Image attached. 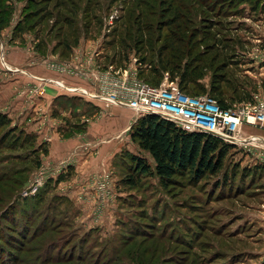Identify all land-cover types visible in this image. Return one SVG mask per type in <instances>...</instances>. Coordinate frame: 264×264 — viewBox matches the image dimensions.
<instances>
[{
    "label": "rangeland",
    "instance_id": "1",
    "mask_svg": "<svg viewBox=\"0 0 264 264\" xmlns=\"http://www.w3.org/2000/svg\"><path fill=\"white\" fill-rule=\"evenodd\" d=\"M257 1L0 0L7 10L0 16V264H264L260 126H243L249 140L225 141L217 173L183 171L162 182L131 137L133 112L114 108L112 119L99 121L108 111L87 104L74 90L80 84L64 78L72 76L47 67L73 59V48L89 40L100 65L136 69L151 85L180 83L190 66L200 76L185 83L189 91L212 94L220 81L229 106L264 99V0ZM181 3L186 17L173 24L185 12ZM168 41L180 61L175 74L157 56ZM49 90L59 91L45 107ZM119 120L129 123L109 143ZM70 252V263H45Z\"/></svg>",
    "mask_w": 264,
    "mask_h": 264
},
{
    "label": "built area",
    "instance_id": "2",
    "mask_svg": "<svg viewBox=\"0 0 264 264\" xmlns=\"http://www.w3.org/2000/svg\"><path fill=\"white\" fill-rule=\"evenodd\" d=\"M97 56L95 51H74L73 59L49 61L47 67L83 80L86 85L75 88L76 93L105 110L127 108L135 119L156 115L184 131L210 134L224 142L249 140L243 137V126L261 127L264 123V99L258 95L250 102L223 108L210 94L186 93L177 82L167 79L151 85L138 77L136 69L100 65Z\"/></svg>",
    "mask_w": 264,
    "mask_h": 264
},
{
    "label": "trees",
    "instance_id": "3",
    "mask_svg": "<svg viewBox=\"0 0 264 264\" xmlns=\"http://www.w3.org/2000/svg\"><path fill=\"white\" fill-rule=\"evenodd\" d=\"M250 1L251 0H233V3L242 4L243 2L249 3ZM258 4L259 0L256 2V6H258ZM181 5L185 4L181 3ZM181 5H179V8L182 9ZM196 5L199 6V4L197 3ZM186 9L187 5H185V12L182 13L181 16L178 14H175L173 16V24H175L178 20L184 19L186 17ZM6 11L7 10H5V8H1L0 16L6 14ZM7 14H9V12ZM177 27H180V24H178ZM142 28L143 27L141 26L137 29L138 38L140 37L138 35L140 29ZM145 30L151 32L149 26H146ZM141 38L143 39V37ZM174 38L175 35L173 34L171 39L174 41ZM142 39L140 40V43H143ZM132 41H134V39ZM173 41H168L167 44H164L162 47L160 46V51L157 52V56L159 57V63L163 66H165L166 64L168 66L171 65V72L175 74L176 72L174 71H179L180 69V65L178 64V62L180 61L177 60L178 52H176L175 50L174 52H171L173 51V47L171 46ZM182 41L183 38L181 37L178 38L176 43L183 45ZM224 47L226 48L228 46L225 45ZM164 50H168L170 53V56L168 54V60H166L163 56ZM189 67L190 66H187V70H185L186 66H184L180 83L178 82V85L184 92L198 95V92L189 91L188 89H186V86H184L186 82L190 81V79L193 81L196 77L200 76L199 72H197V67H194L192 69L190 68L191 70L188 69ZM174 74H172V77H174ZM213 83H215V85H213L211 89L213 95L210 93L209 94L217 99L221 107L225 108L229 106V102H227L226 99L222 98V92L220 91L219 84H216L220 83V81H214ZM136 124L137 126L135 127V130L132 131L131 137L138 141L139 146L142 149H145L149 152L155 163V173L162 182L170 181L174 175L180 174L183 171L191 172L192 175L196 178L201 177L206 173L215 174L220 170L223 159L225 158V155L230 148L229 144L223 142L215 136L201 132L184 131L176 127L174 123L162 119L156 115L146 114L144 116H141L137 119ZM134 160L136 163V167H138L140 170H142L143 172L149 170V167L143 161L137 158H135ZM8 222L12 223L11 221ZM4 244L7 246L8 252H11L10 247L15 245L11 240H9V242H4ZM4 252L5 250L0 247V253L2 254ZM9 255L11 254H8V256ZM50 255L51 254L45 256V263H62L60 260L61 258H65L64 263H70L74 258L73 252L66 254V256L60 255L59 253L55 257V261H53V258ZM14 259L15 257L11 258V260ZM9 261L10 259L1 260L3 264H9Z\"/></svg>",
    "mask_w": 264,
    "mask_h": 264
},
{
    "label": "crops",
    "instance_id": "4",
    "mask_svg": "<svg viewBox=\"0 0 264 264\" xmlns=\"http://www.w3.org/2000/svg\"><path fill=\"white\" fill-rule=\"evenodd\" d=\"M0 35L3 37V32H0ZM93 42H91V41H89V40H86V41H79V45L78 46H75L74 48H73V50L74 51H82V52H90V51H92V47H93ZM17 50H20V49H17ZM21 51V50H20ZM17 61V60H16ZM64 78H67V80H68V82H70V83H73L74 85H79V86H85L86 84L84 83V81L83 80H80V79H77V78H75V77H67V76H64ZM60 80H61V78H60ZM64 83H67V81H63ZM69 83V84H70ZM73 84H70V85H73ZM55 91H59V90H49L47 93H46V96H45V107H47V105L48 104H50V101L52 100V101H54V97H53V99H51V97L54 95V92ZM63 94H64V92H62ZM51 99V100H50ZM87 104L88 103H93V104H96L97 106L99 105L100 106V104L99 103H94V102H91V101H89V102H86ZM51 104H52V102H51ZM98 106V107H99ZM114 108H121V109H124L123 107H112V108H110L109 110H107L108 112L107 113H105V114H103V117H100V119H99V121L100 120H102V119H104V115H107V114H109V117H111V115L114 113ZM127 109V108H126ZM107 119V118H106ZM109 119H112V117L111 118H109ZM128 121H126V122H124V121H116L115 122V125H114V127L112 128V132L114 133V135L112 134V132H111V136H109V137H105V140L107 141V142H109V143H112V144H114V142L116 143L117 141H116V136H117V133H119V132H121V131H124L125 130V128L127 127V125H128ZM118 126H120V128L119 129H117V127ZM258 129H260V130H264V123H263V125L260 127V128H258ZM259 135H261V136H263L264 137V133H261L260 132V134ZM98 152H101V151H98ZM104 152H101V154L102 155H104V154H106V153H104Z\"/></svg>",
    "mask_w": 264,
    "mask_h": 264
}]
</instances>
